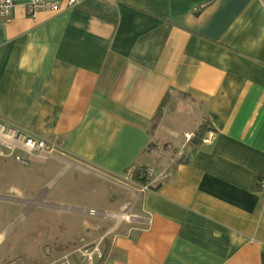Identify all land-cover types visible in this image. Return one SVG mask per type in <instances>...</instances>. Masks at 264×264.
Segmentation results:
<instances>
[{
    "label": "crops",
    "instance_id": "obj_1",
    "mask_svg": "<svg viewBox=\"0 0 264 264\" xmlns=\"http://www.w3.org/2000/svg\"><path fill=\"white\" fill-rule=\"evenodd\" d=\"M58 1L0 17V118L126 193L96 209L47 186L39 208L87 216L97 264H264V0Z\"/></svg>",
    "mask_w": 264,
    "mask_h": 264
},
{
    "label": "rangeland",
    "instance_id": "obj_2",
    "mask_svg": "<svg viewBox=\"0 0 264 264\" xmlns=\"http://www.w3.org/2000/svg\"><path fill=\"white\" fill-rule=\"evenodd\" d=\"M174 109L177 127L189 125L193 117L190 106L180 104L170 114ZM15 154L26 162L16 161L14 156L0 157V264H97L101 259L100 247L84 244L76 237L83 234L82 220L88 217L66 213L58 216L39 208V191L48 186L52 196L67 199L79 195L86 202L81 206L93 204L96 209L102 202L98 197L101 192L111 197L126 192L115 184L103 191L90 174L84 173L89 176L85 178L69 171L71 164L63 170L65 164L49 159L55 157H48L49 153H41L48 157L44 162L39 161V152L32 157L21 151ZM54 154L58 152L52 151L51 155ZM75 187H80L82 193Z\"/></svg>",
    "mask_w": 264,
    "mask_h": 264
},
{
    "label": "built area",
    "instance_id": "obj_3",
    "mask_svg": "<svg viewBox=\"0 0 264 264\" xmlns=\"http://www.w3.org/2000/svg\"><path fill=\"white\" fill-rule=\"evenodd\" d=\"M75 1L76 0H69L71 3ZM20 2L25 4L27 14L31 16L40 10H53L59 6L58 0H0V17H7L12 8ZM53 150V146L48 145L43 139L34 137L25 130L18 128L8 121L0 118V157L14 156L16 161L25 163L26 161L20 158L18 154H15L16 151H21L27 155H31L34 152H39V154L46 152L50 154ZM150 151L152 153L157 152L153 147ZM152 173V168L146 169L145 176L147 180L152 176ZM166 176L167 174L164 173L160 175L161 178H165ZM255 185L256 188L264 195V177H258ZM143 187L146 188L147 185H144ZM95 212L96 211L94 209H88V213L90 214H94ZM65 264L69 263L66 262Z\"/></svg>",
    "mask_w": 264,
    "mask_h": 264
},
{
    "label": "trees",
    "instance_id": "obj_4",
    "mask_svg": "<svg viewBox=\"0 0 264 264\" xmlns=\"http://www.w3.org/2000/svg\"><path fill=\"white\" fill-rule=\"evenodd\" d=\"M211 128L212 127L207 122H203L194 131L190 142L195 145L201 143L204 136L208 133ZM146 169L147 168L145 166L137 167L135 170H133L131 178L140 184L146 183Z\"/></svg>",
    "mask_w": 264,
    "mask_h": 264
}]
</instances>
